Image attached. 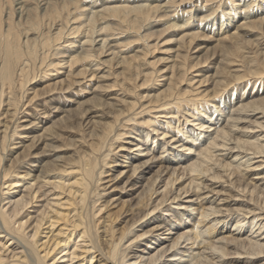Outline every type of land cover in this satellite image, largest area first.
I'll use <instances>...</instances> for the list:
<instances>
[{"label": "bare ground", "instance_id": "6f19581e", "mask_svg": "<svg viewBox=\"0 0 264 264\" xmlns=\"http://www.w3.org/2000/svg\"><path fill=\"white\" fill-rule=\"evenodd\" d=\"M177 2L182 0L92 1L76 14L57 13L61 23H48L46 32L35 34L33 25L31 36L18 39L8 30L0 120L9 116L12 123L0 121V162L11 147L5 154L11 165H30L23 174L18 166L1 170L0 264H264V33L255 32L264 27V10L251 14L240 0L226 15L236 12L238 20L203 24L212 8L193 5L177 15L170 10ZM106 18L130 31L113 39L112 25L120 24L102 23ZM168 30L181 34L177 41H187L186 48H175L170 67L150 70L143 57L159 40L150 45L149 39L165 38ZM200 36L203 42H196ZM206 42L221 52L199 60ZM39 51V63L67 69L66 79L54 82L50 93L36 90L27 105L40 108L20 112L10 86ZM208 60L210 69H197ZM113 64L122 69L114 73L121 81L108 85L109 73L99 67ZM248 83L251 91L227 96ZM112 88L117 90L105 94ZM74 123L81 130L78 136L68 132V147L53 145L57 131ZM251 166L261 171L250 179ZM105 174L107 185L132 192L128 221L118 234L105 200ZM24 182L23 195L4 198V185L8 194ZM42 200L30 216L28 208ZM195 203L201 209L197 225L185 228ZM214 228L228 236L211 238ZM226 247L234 249L231 256Z\"/></svg>", "mask_w": 264, "mask_h": 264}, {"label": "rangeland", "instance_id": "374dc122", "mask_svg": "<svg viewBox=\"0 0 264 264\" xmlns=\"http://www.w3.org/2000/svg\"><path fill=\"white\" fill-rule=\"evenodd\" d=\"M92 1L94 2V5H98L99 4L98 2L100 0H0V68L2 69L3 64L6 60L5 51L8 49L7 44H8V40L10 39L9 34H8L9 29H11V33L13 35L14 34H15V36L17 35L18 39L22 38L24 33L25 34L28 33V36L29 35L31 36V34H33V33H31L32 32L31 30H33L32 28H34V27L36 28L35 34H40V33L46 32V29L48 27V23H51L53 21H55L54 24H60L61 23L60 21L58 22L59 19L55 18L57 13H59V15H61L63 17H65L66 14H69V13H75L76 14V13H78L79 9H81V6H83L85 4H90V3H92ZM179 1H181V0H179ZM202 1L203 0H185V1L182 0L183 3L177 2L176 3L177 5H175V4H174V6L171 5V7L173 9L170 6L169 7H170V10L173 11V14H177V15H179L180 12H182V10L184 9L183 7H186L187 8L186 10H189V8L193 5L194 6L196 5L195 7H197L198 5H199V7H204V8L207 7L206 9H208V10H209V8H212V10L210 12L208 11V13L211 14V16H209V18L207 20H204L203 24H209V23L220 24V23H224L227 18H229V20L232 19L233 22L238 20V14H235L236 12L233 15H230L229 17L226 15L228 13L231 14L232 10L236 11V9H235L236 7H234V5L237 6L238 4H240V2H239L240 0H218L219 4L217 3V0H214V1L213 0H204L203 2ZM241 1H243V2L247 1V4L249 3L248 5H250V6H248V9L250 10L251 14H253V12H255V11L264 10V0H241ZM259 1H261V2H259ZM260 3L263 5H261ZM179 5H180V7H179ZM222 5H224V6H222ZM217 7H218V10H217ZM259 7H260V9H259ZM62 8H63V11H62ZM178 12H179V14H178ZM222 12L224 13V16L221 15ZM64 13H65V15H64ZM210 17H212V18H210ZM105 22H112L111 24H113V23L118 24L119 23L117 21V19H111V18H106V19H104V21H102V23H105ZM119 24H120L119 28L117 26L112 25V27H114V31L111 32L112 34H114V36H112L113 39L118 38V37H122V35H118L121 32H125L127 30L130 31V28H127V27H129L128 24H124V23H122V24L119 23ZM33 25H35V26L32 27ZM122 25H123V27H122ZM124 25H126V26H124ZM124 27H126L127 29ZM28 30H30V31H28ZM123 30H125V31H123ZM195 30H197V29H195ZM174 31L175 30H168V33L170 34V33H173ZM261 31L264 33V27L263 28L261 27L259 29L255 28V32L257 34H263V33H261ZM203 35H205L206 37L210 36L209 33H205V34L203 33ZM180 36H181V34H177V35H173V36H172V34H170L169 36L164 38V34L160 35V36H158V34H156L149 39L150 45H152L156 40H159L158 45H156L154 47L151 46L150 50L148 52H146L145 56L143 57V61L150 64V68H151L150 70H154V71L161 70V71H163V70H165V68H167L168 66L170 67L172 65L169 62L170 59H168V58H169V56L174 55L173 52H174L175 48L177 46H181L183 50L186 48L185 43H187V41H185L184 43H180L177 41L178 38H180ZM201 38H202V36L197 38L195 41L196 42H203L200 40ZM119 39H121V38H119ZM135 46L140 47V44H137ZM204 46H205L204 52L199 53V60H203L205 57H208V56L219 55L221 52L220 46H218V48H214L215 43L206 42ZM207 48H209V50H207V52H205ZM39 53L41 54L40 51H39ZM40 54H37V60H36L35 64H31V65L28 64L29 66L26 70L27 74L25 73L21 77H17L16 76L17 74H15L14 79L15 80L17 79V81H16L17 84H14V86H13V84L12 85L10 84L11 85L10 89H12L11 91L15 95L16 101L17 100L19 101L17 109L20 112H23V111H24V113L27 111L31 112V110L33 112L34 110L36 111L37 108H40V107H35L34 105H31V104L27 105V102H29V100L36 93V90H38L37 94H40L41 92H44V91L46 92L50 89L55 88L52 85V84H54V82H56L58 80L66 79L67 69L61 68L62 70L57 69V71H55L54 69L52 70V66L50 64H40L39 59L41 60V57H42V54L41 55ZM105 59H108V58L102 57V60H105ZM195 61H197V60H193V62H195ZM189 63H191V61H189ZM187 65H189V64H187ZM190 65H192V64H190ZM204 65L205 64H199L197 66V69L198 70H205L206 68L210 69L213 66V64H209V60L207 61V64L205 66ZM1 69H0V74H1ZM195 69L196 68H194V70H192L191 73L193 75H198L196 72H194ZM99 70H101V71L107 70V72L109 73V78H107V80H105V82L108 85L110 83L113 84L115 81H118V82L121 81V77L118 78V76H116V78H115V76H114L115 72L122 70V69L118 70V68L115 67V64H113L111 67H107V68L105 65L100 66ZM44 72H47L48 74L46 76H43ZM63 74H65V75H63ZM164 74L165 73L162 72V74H160V75H164ZM237 75H240V73H237ZM222 76L224 77V75H222ZM115 79H117V80H115ZM0 80H1V78H0ZM226 80L228 81V79H226ZM40 81H41V83H40ZM160 83L161 82H159V84ZM258 83H259V81L256 83L257 87H258ZM19 84L21 86H19ZM0 85L2 86V81H0ZM14 87H15V89H13ZM221 88L222 87L217 88L218 93L221 92V90H222ZM110 90H111V92H110ZM110 90L107 89L108 92H105L106 90L103 92H105V94H108V93L113 94L117 90V88H115V89L112 88ZM251 90H252L251 84L248 83V85L246 87L241 85V88H239L237 90H234V91L229 90L227 92V96L233 95V97H236L241 93H247L248 91H251ZM47 93H50V92L48 91ZM208 95L211 98L213 95V92L209 93ZM22 96H23V98H22ZM59 96H58V98H60V100H62V98H64V97H61L62 95L60 97ZM2 101H5L4 97L2 98ZM208 103L210 104L211 102H208ZM4 104H5V102H4ZM209 104H208V106H210ZM12 108H15V107L11 106V109ZM5 109H6L5 106H2V108H0V113L4 112ZM221 110L224 112L225 109L221 107ZM152 115H154V114H152ZM0 121H1V124H4L6 122H7V124L12 123L9 116H6L4 121L3 120H0ZM76 127H77V124L74 123L73 127L64 128V129L57 131V134H59V136H58L57 141L54 142L53 145L59 146L61 149H66L68 147V144L71 143L69 141H71V139H73V137L70 136L68 132H71V133L75 134L76 136H78V133L81 130V129H78V127L77 128ZM85 127H83V128H85ZM188 128H190V127L188 126ZM235 136L241 137L240 134L235 135ZM0 141H1V139H0ZM10 148L11 147H9V148L7 147V150H4L1 152V156L3 157V161L0 162V174H1L0 177L2 176L1 170L6 171V173H9L10 171H15V170H17V168L19 169V171L21 173L23 171L27 172L29 170V165H30V163H28L29 161H27L25 163L19 162L18 163L19 165L18 164L15 165V162H14V164L11 165L12 160L8 161L7 159H9V157L6 158V155L9 154ZM68 151H70V150H68ZM68 151H65V152H68ZM19 152L20 151H18V153ZM63 153H64L63 151L62 152L60 151L58 154L60 156H62V155L64 156V155L69 154V153H66V154H63ZM23 166H24V168H23ZM11 168H12V170H10ZM260 168L261 167L257 168L258 170H252V166H251L248 169L247 178L251 179V177L256 176V175H254V173L261 171ZM103 178H104V180H103L104 184L107 185L105 183V181H107V178H108L107 174H105L103 176ZM0 180L3 181L2 178H0ZM247 181H249V179H247ZM26 183L27 182L19 183L18 186L11 189V193L9 192L8 194H7V190L5 189L7 187V185H4L3 186L4 189H2L3 193H5L4 198L9 196V197H12L11 199L14 200V199H17L20 195H23V191H25ZM179 184H180V182L178 184H176V186L178 187ZM120 186H121V184H119L118 187L115 189L114 184L109 183L107 185L108 189L106 191V197H105V200L106 199L110 200V202H109L110 206L108 208V211H109L108 213H110L111 219H113V227L116 230V234L122 232V230L126 226V222L128 221V217H127L128 212L126 210H127L128 205L130 204V202L128 200L131 198L130 194L132 193L129 191L128 192L129 194H127V193L124 194V191L120 190ZM44 190L45 189H43V191ZM224 195H228L229 197H231V196H234V193L233 192L232 193L224 192ZM6 201L7 200H5L4 203H6ZM123 201L125 202L124 204H123ZM42 204H44L43 200L41 202H35L32 206H30L27 210L30 213V216L34 217L37 214L36 210ZM198 206L199 205L198 204L196 205V203L192 205V207L196 208L197 210L194 211L193 220L190 222V225H188V222H187L186 223L187 225H185V228H190V226H192L193 224L197 225V221L199 218L198 217L199 215H197V214L201 210ZM234 206H236V205H232V207H234ZM178 211L182 212L185 210L181 209ZM161 212L164 213L165 211H161ZM179 219H181V216H178L177 221L175 223L171 222V224L175 225L176 223H179L180 222ZM201 224L198 225L199 228H201L203 226V224H205V223H201ZM231 225H232V223H229L228 227L230 228ZM182 226L184 227V225H182ZM134 233H140V228L136 227ZM209 236L211 238L212 237L213 238L214 237H220V236H228V233H226V232L222 233L219 230H217L216 228H214V230L211 231ZM163 237L164 238L167 237V234L159 235V238H163ZM148 240H150V238ZM226 250L228 251V253H230L229 254L230 256L234 252V249L233 248L231 249V247H226ZM228 261H229L228 262L229 264H246L243 262L240 263V262L234 261L233 259L232 260L230 259ZM125 264H128V262ZM133 264H136V263H133ZM254 264H260V263L254 262Z\"/></svg>", "mask_w": 264, "mask_h": 264}]
</instances>
